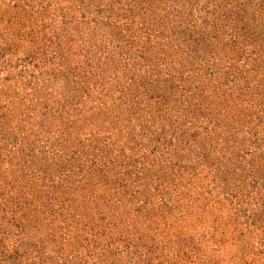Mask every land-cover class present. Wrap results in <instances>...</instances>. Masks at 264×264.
<instances>
[{
  "label": "rangeland",
  "instance_id": "rangeland-1",
  "mask_svg": "<svg viewBox=\"0 0 264 264\" xmlns=\"http://www.w3.org/2000/svg\"><path fill=\"white\" fill-rule=\"evenodd\" d=\"M263 62L264 0H0V264H264Z\"/></svg>",
  "mask_w": 264,
  "mask_h": 264
},
{
  "label": "trees",
  "instance_id": "trees-1",
  "mask_svg": "<svg viewBox=\"0 0 264 264\" xmlns=\"http://www.w3.org/2000/svg\"><path fill=\"white\" fill-rule=\"evenodd\" d=\"M253 36H255V34H253ZM264 63V62H263ZM12 102V100H8V103H11ZM45 154L46 155H49L47 152H44L42 155H43V157L41 158V154H39L37 157H35L34 159V161H33V163H35V164H38V163H41V162H43V168H46V166L47 165H49L50 163H51V159L50 158H48L47 156H45ZM2 160V159H1ZM78 168L79 169H82V168H84L83 166H78ZM33 187H35V185L33 186ZM23 235H25V233L24 232H22V234H21V237H20V240H18V242H14V246H16V245H19V243H21L23 240V238H22V236ZM18 239V238H17ZM17 241V240H16ZM3 248H4V246H3ZM12 254H14L13 252H12ZM9 255V256H11V257H16L15 255L13 256V255ZM29 254H30V252H29ZM28 254V255H29Z\"/></svg>",
  "mask_w": 264,
  "mask_h": 264
}]
</instances>
